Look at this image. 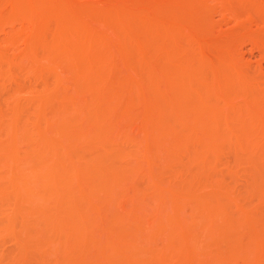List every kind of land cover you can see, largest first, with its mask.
Here are the masks:
<instances>
[{
    "label": "rangeland",
    "instance_id": "rangeland-1",
    "mask_svg": "<svg viewBox=\"0 0 264 264\" xmlns=\"http://www.w3.org/2000/svg\"><path fill=\"white\" fill-rule=\"evenodd\" d=\"M0 264H264V0H0Z\"/></svg>",
    "mask_w": 264,
    "mask_h": 264
},
{
    "label": "bare ground",
    "instance_id": "bare-ground-1",
    "mask_svg": "<svg viewBox=\"0 0 264 264\" xmlns=\"http://www.w3.org/2000/svg\"><path fill=\"white\" fill-rule=\"evenodd\" d=\"M26 2H27V0H25ZM29 1V0H28ZM31 1V0H30ZM25 3V2H24ZM33 3H34V1H33ZM56 3V2H55ZM30 4H31V2H30ZM26 5V4H25ZM24 5V6H25ZM29 5V4H28ZM62 21H59V23L57 22V27L58 28H61V26H63L64 25V23H61ZM54 38H55V40L56 39H59L60 38V34H59V30L55 33V35H54ZM71 42H72V45L74 44V45H79L80 44V42L78 43L75 39L73 40H71ZM81 42H83L82 40H81ZM85 43V42H84ZM83 48H85V47H83ZM81 49V48H80ZM82 50V54L83 53H85V52H87L86 51V49L84 50V49H81ZM83 50H84V52H83ZM46 144V145H45ZM44 145L45 146H47V148H48V150H49V152H48V156H42L43 157V161H42V159H41V161H42V164H44L45 166H48V173H46L45 175H47V176H50V185L51 186H53V187H55V182L57 181L55 178H58L59 180H62L61 182H68V181H70V179L72 178V177H70V175L72 176L73 174V170L70 168V167H72V166H70L69 167V165H68V163L67 162H65V161H63L62 162V160H61V155H60V153L57 151V148H56V146H55V144L53 143V142H51V141H47V140H45V142H44ZM41 157V158H42ZM40 159V158H39ZM47 164V165H46ZM50 165V166H49ZM44 166V167H45ZM50 167H52V168H50ZM73 168V167H72ZM50 169V170H49ZM95 169H98V168H95ZM101 170V169H100ZM99 170V171H100ZM111 170V169H110ZM102 171V170H101ZM107 172V171H106ZM105 172V173H106ZM110 172V171H109ZM116 172V171H115ZM115 172H112V173H114V174H117V173H119V172H117V173H115ZM96 173V172H95ZM100 174V173H99ZM102 174V173H101ZM100 174V175H101ZM107 174V173H106ZM112 176V175H111ZM55 177V178H54ZM113 178H114V175L112 176ZM55 179V182L53 181L54 179ZM63 178V179H62ZM119 178V177H118ZM69 179V180H68ZM115 179H117V178H115ZM65 180V181H64ZM66 180H68V181H66ZM118 181V180H117ZM54 182V183H53ZM71 182V181H70ZM57 183V182H56ZM53 184V185H52ZM58 184V183H57ZM57 184H56V187H57ZM93 184V183H92ZM91 185V184H90ZM56 189V191L55 192H57V188H53L52 190L54 191ZM51 192V191H50ZM54 192V193H55ZM61 192V191H60ZM59 192V193H60ZM53 192H51V193H49V194H47V196L48 197H50V195H54V194H52ZM56 194V193H55ZM66 194V193H65ZM57 195V194H56ZM59 195V194H58ZM58 195L56 196L57 197V199H59L58 198ZM62 195V194H61ZM55 197V196H54ZM54 197H52V198H54ZM56 197H55V200H57L56 199ZM63 197H64V195H63ZM54 200V201H55ZM66 200H67V198H66ZM65 202V201H64ZM63 202V204H65ZM72 202V201H71ZM74 202V201H73ZM55 203V205H56V201L54 202ZM59 203H61V202H59ZM58 203V204H59ZM58 204H57V208H58ZM62 204V206H64ZM59 206H60V204H59ZM61 207V206H60ZM59 207V208H60ZM68 207H70V206H66L65 207V209H67ZM61 210H63L62 208H60ZM64 209V210H65ZM71 209V208H70ZM70 209H68L69 211H70ZM63 210V211H64ZM72 210V209H71ZM66 211V210H65ZM68 211V212H69ZM65 213V212H64ZM72 213H73V211H72ZM66 214V213H65ZM70 214L71 213H67V215H69L70 216ZM83 215V214H82ZM78 215H77V213H76V216H74V218H73V216H71L73 219H74V221L75 220H78V222H80L81 220H83L84 218H81L80 216H78V217H80V218H78L77 217ZM72 218L71 219H69V221L70 220H72ZM80 220V221H79ZM87 220V219H86ZM73 221V220H72ZM84 221V220H83ZM82 221V222H83ZM77 222V221H76Z\"/></svg>",
    "mask_w": 264,
    "mask_h": 264
}]
</instances>
